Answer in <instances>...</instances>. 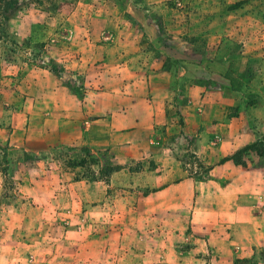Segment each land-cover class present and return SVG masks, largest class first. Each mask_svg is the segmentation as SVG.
Masks as SVG:
<instances>
[{
  "label": "crops",
  "instance_id": "0c3cea01",
  "mask_svg": "<svg viewBox=\"0 0 264 264\" xmlns=\"http://www.w3.org/2000/svg\"><path fill=\"white\" fill-rule=\"evenodd\" d=\"M154 3L137 0L142 8ZM147 12L151 23L128 19L119 28L115 25L119 33L110 43L91 41L95 49L116 51L121 65L119 72L105 66L101 76L105 81L98 90H89L81 98L67 95L62 86L49 91L26 85L27 89L9 90L4 96L0 152L6 155L8 168H0V264L21 260L29 264H106L113 254L117 255L115 264H234L264 250V88L251 90L256 96L250 103L241 101L244 89L226 93L232 97L227 100L221 88L209 90L187 80L184 66L191 61L173 57L169 45L161 48V63L152 66L156 58L140 50L143 41L153 42L146 29L160 30L156 40H174L177 28L170 23L159 28ZM163 12L167 17L168 11ZM113 61L106 58L110 64ZM164 62L177 64V71L163 66ZM83 106L87 117L82 114ZM231 107L232 115L227 111ZM177 111L183 122L180 130L174 122ZM152 125L166 129L157 137L159 147L149 154L153 165L137 168L136 182L129 184L133 192L123 191L119 202L127 213L135 202L139 225L136 230L126 224L118 229L122 250L113 253L110 238H115L112 232L116 231L112 227L101 240L91 232L93 227L77 231L72 225L80 207L95 217L94 202L100 197L107 201L111 185L71 181L67 187L73 194L84 186L86 194L65 199L66 173L32 166L26 160L60 143L88 148L103 143L122 153L131 146L117 141L115 135L147 143V129ZM188 139L190 153L208 166L204 175L193 174L191 165L185 163ZM247 148L245 156L238 158ZM125 174L126 167L118 175ZM10 175L17 177L13 187ZM68 208L73 212L66 215ZM65 217L70 227H62ZM64 229L66 237L55 234ZM39 239H47V246H38Z\"/></svg>",
  "mask_w": 264,
  "mask_h": 264
},
{
  "label": "rangeland",
  "instance_id": "374dc122",
  "mask_svg": "<svg viewBox=\"0 0 264 264\" xmlns=\"http://www.w3.org/2000/svg\"><path fill=\"white\" fill-rule=\"evenodd\" d=\"M6 1L13 8L7 13L8 20L4 26L6 38L0 41V106H6L4 96L9 90L19 93L27 89L26 85L49 91L62 86L67 95L75 94L81 98L89 90H98L105 81L101 77L104 69L108 67L119 72L121 65L116 51L95 49L90 45L91 41L96 39L101 44L110 43L119 33L113 29L115 25L119 28L128 19L134 23H151L147 9L156 23H159V28L164 23L176 25L177 28L174 32L175 39L170 37V41L166 37L156 40L154 38L161 33L160 30L146 29L147 37L153 38V42L143 41V48L140 50L145 56L152 55L156 58V61L152 60V66L157 61L161 63V48L169 45L173 57L191 61L184 66L185 74L189 76L187 80L191 79L209 90L221 88L224 91L222 96L227 100L232 97L226 93L232 94L244 89L241 101L243 104L250 103L256 96L251 90L264 88V0H154V5L148 8H142L137 0ZM248 1L252 2L242 7ZM247 7L250 9H246ZM163 10L168 11L167 17ZM180 24L184 25L183 29L177 27ZM107 57L116 63L106 62ZM204 58L207 62H203ZM163 66L177 71L175 63L164 62ZM210 97L216 99L215 95ZM214 106L210 110H214ZM82 110L83 116L87 117V108L83 106ZM227 111L232 115L233 107L227 108ZM175 115L174 122L180 130L183 125L182 116L178 111ZM163 126L148 127L150 142L147 143H135L137 141L132 142L128 137L121 138L124 134L115 135L117 141H127L128 146H131L122 153H118V148L114 145L103 146V143L92 148L60 143L48 152L41 153L36 158L29 157L26 161H30L32 166L61 170L63 175L66 173L63 176L65 199L75 200L78 194L81 198L85 197V186L73 194L67 187L71 181L84 182L86 186L111 185L107 201L100 197L94 202L95 217L87 215V209L80 207V212L74 213L78 218L72 225L77 231L93 227L91 232L101 240L107 238L112 227L116 232H112L115 238H110L113 243L111 247L112 252L117 253L122 250L118 229L126 224L136 230L139 225L135 222L138 213L135 202L128 213L124 212L119 204L120 195H124L123 191L133 192L134 189L129 184L133 186L136 182L134 173L137 168L152 167L153 161L149 154L159 147L157 137L166 133ZM126 131L130 129L127 128ZM187 142V154L183 153L187 157L185 163L191 165L193 174L204 175L208 166L190 153V139ZM163 146L167 145L161 144ZM240 156L244 157L245 152ZM6 163V155L0 152V168H8ZM125 167L128 174L118 175ZM33 178L38 179L39 176L33 175ZM16 180V175L8 177L11 187ZM65 212L69 215L73 211L68 208ZM65 219L62 227H70L67 224L70 219ZM64 233L65 229L64 232L55 234L65 236ZM53 239L55 238H52V242ZM132 240H126L127 244ZM47 243V239L38 240V246H47ZM116 258L117 255L113 254L106 264H115ZM25 263L22 260L17 262ZM234 264H264V250L250 259L238 260Z\"/></svg>",
  "mask_w": 264,
  "mask_h": 264
},
{
  "label": "trees",
  "instance_id": "16d2710c",
  "mask_svg": "<svg viewBox=\"0 0 264 264\" xmlns=\"http://www.w3.org/2000/svg\"><path fill=\"white\" fill-rule=\"evenodd\" d=\"M10 8H13V5H10L6 0H0V41L2 39L6 38L5 31H4V26H5V23L8 20L7 13H8V10ZM247 150H248V148L242 150L241 152H239L238 156H240L241 153L246 152ZM236 158H237V156H235V159Z\"/></svg>",
  "mask_w": 264,
  "mask_h": 264
}]
</instances>
